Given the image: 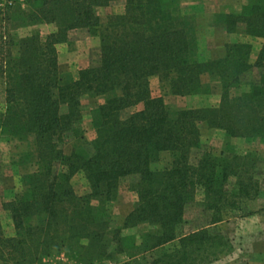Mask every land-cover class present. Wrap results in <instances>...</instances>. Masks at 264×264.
I'll list each match as a JSON object with an SVG mask.
<instances>
[{"label":"trees","instance_id":"16d2710c","mask_svg":"<svg viewBox=\"0 0 264 264\" xmlns=\"http://www.w3.org/2000/svg\"><path fill=\"white\" fill-rule=\"evenodd\" d=\"M119 1L124 13L102 26L97 9ZM180 2L25 0L24 7L0 2V79L6 81L0 129L19 141L32 137L38 164L24 176V192L3 205L15 235L7 237L0 223L1 264H38L62 252L81 264H211L227 252L229 241L210 227L262 192L257 170L263 157L236 152L231 140L264 143V0H246L241 11L227 8L212 16L227 34L263 39L254 63L247 43H227L222 57L201 61L199 24L182 14ZM44 24L57 29L45 37L38 30L24 37L15 33ZM77 29L99 37L100 61L66 82L57 45ZM255 68L261 70L258 79L240 91ZM204 75L221 86L217 106L173 115L163 98L152 96L155 76L173 95L208 94ZM84 96L101 101L91 110L92 155L83 148ZM204 124L225 132L230 156L202 150L191 161L193 151L203 147ZM162 153H170L172 162L154 169ZM78 174L88 184L84 195L73 186ZM128 176L138 177L130 186L137 201L113 226L108 208ZM193 203L209 213V222L183 233ZM140 225L151 227L140 242L123 234Z\"/></svg>","mask_w":264,"mask_h":264},{"label":"rangeland","instance_id":"374dc122","mask_svg":"<svg viewBox=\"0 0 264 264\" xmlns=\"http://www.w3.org/2000/svg\"><path fill=\"white\" fill-rule=\"evenodd\" d=\"M2 2V0H0ZM242 0H181L180 10L182 14L193 16L198 22V56L201 61L218 59L223 56L227 43H247L253 49L251 62L254 63L262 47L263 39L247 36L243 33L227 34L224 29L214 25L213 14L231 8L241 11L244 4ZM17 4L25 6V0ZM125 11L123 1L112 3L108 7L97 9L101 18V25L104 26L110 16L122 15ZM56 26L44 24L30 28H20L15 31L21 37L28 36L33 31L38 30L45 37L56 31ZM59 56V69L66 82L78 78L82 69L96 66L100 61V39L91 35L85 29H77L69 32L68 41L57 45ZM261 70L255 68L244 77V85L240 91H247L249 81H256ZM204 85L210 89V93L197 96L181 97L173 95L167 85H163L160 78L155 76L150 80L152 96L163 98L173 115H176L185 108L214 107L220 102L221 86L208 75L202 77ZM99 100L89 96L82 98V109L84 120L82 128L84 131L83 148L89 155L94 154L92 142L96 136L91 125V110L97 105ZM6 109V81L0 79V118ZM142 109V105L136 109H130L123 114L128 116L134 111ZM201 150H194L191 161L196 162L202 150H210L215 155L230 156L227 152V138L225 132L219 129H210L207 125H202ZM235 151L244 154L255 152L263 157L257 170V178L261 182V196L255 201H247L242 206L241 211L229 213L225 221L218 226L210 227L212 234L223 235L230 243L227 252L222 254L211 264H264V143L259 141L246 142L242 139L231 140ZM73 144H68L64 150L67 154L72 151ZM231 150V149H230ZM172 162L170 153H162L160 161L153 168L163 169ZM38 169L36 146L31 137L27 141H19L8 133L5 129H0V223L4 234L7 237L15 235V228L9 213L4 209L5 202L12 200L16 195L22 194L25 190L23 178L32 174ZM138 181L136 176H128L121 180L118 198L109 205V215L112 225L122 223L132 212L137 195L130 189V186ZM73 186L79 195H84L89 191L86 179L82 174L73 178ZM187 223L181 227V232L187 233L208 225L209 213L193 203L189 205L186 213ZM151 227L140 225L136 228L125 229L123 234L134 236L140 242L141 237L150 230ZM173 247L172 245H170ZM170 248V247H169ZM123 260V259H122ZM1 264V262H0ZM38 264H81L76 259L71 258L66 252H62L51 257L44 258ZM96 264H114L103 262Z\"/></svg>","mask_w":264,"mask_h":264},{"label":"built area","instance_id":"2783aa9c","mask_svg":"<svg viewBox=\"0 0 264 264\" xmlns=\"http://www.w3.org/2000/svg\"><path fill=\"white\" fill-rule=\"evenodd\" d=\"M19 1H22V0H2L1 5L2 6H13Z\"/></svg>","mask_w":264,"mask_h":264},{"label":"crops","instance_id":"0c3cea01","mask_svg":"<svg viewBox=\"0 0 264 264\" xmlns=\"http://www.w3.org/2000/svg\"><path fill=\"white\" fill-rule=\"evenodd\" d=\"M243 2H245V0H242Z\"/></svg>","mask_w":264,"mask_h":264}]
</instances>
